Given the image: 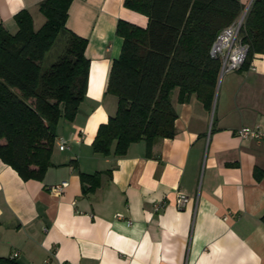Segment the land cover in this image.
<instances>
[{
    "label": "crops",
    "instance_id": "crops-1",
    "mask_svg": "<svg viewBox=\"0 0 264 264\" xmlns=\"http://www.w3.org/2000/svg\"><path fill=\"white\" fill-rule=\"evenodd\" d=\"M41 1L0 0V26L15 33L14 15L26 10L39 29ZM67 14L65 28L87 40L86 93L74 119L58 121L41 179L23 180L0 159V264H264V139L235 134L264 125V54L218 77L211 109L195 94L178 102L173 89L175 134L154 140L149 155L141 140L103 156L91 142L116 110L105 91L122 44L116 24L145 27L147 17L123 0H72ZM95 172L83 191L79 174ZM178 193L188 197L181 208Z\"/></svg>",
    "mask_w": 264,
    "mask_h": 264
},
{
    "label": "trees",
    "instance_id": "trees-1",
    "mask_svg": "<svg viewBox=\"0 0 264 264\" xmlns=\"http://www.w3.org/2000/svg\"><path fill=\"white\" fill-rule=\"evenodd\" d=\"M72 0H43L45 22L34 30L26 10L14 15L17 31L0 26V159L23 180L41 179L51 166L55 128L72 121L88 81L87 44L65 28ZM123 6L147 17L145 27L119 19V56L111 62L106 92L116 97L115 113L99 124L93 152L121 156L143 140L149 155L154 140L175 134L177 117L171 102L191 94L211 109L220 62L209 55L217 33L242 12L239 0H123ZM66 45L47 68L41 61L59 33ZM247 44L246 69L255 54H264V0H252L240 28ZM3 140V142H1ZM99 172L80 173L92 189ZM264 223V213L260 217ZM2 260L0 259V262Z\"/></svg>",
    "mask_w": 264,
    "mask_h": 264
},
{
    "label": "built area",
    "instance_id": "built-area-1",
    "mask_svg": "<svg viewBox=\"0 0 264 264\" xmlns=\"http://www.w3.org/2000/svg\"><path fill=\"white\" fill-rule=\"evenodd\" d=\"M244 16L245 13H241L230 24L223 27L217 33L215 39L211 43L209 55L213 58H217L220 62L219 76L228 71L240 69L246 59L248 46L242 42L240 37V28L243 23ZM235 134L240 139H252L260 141L264 139V125L242 126L235 130ZM58 144L59 150L67 148V140L62 137L58 139ZM66 185L67 182L62 181L59 184L51 185V188L60 191ZM187 201V196L178 193L176 197V204L178 208L183 207ZM163 205V201L155 202L153 203V210L156 212L161 207H163ZM16 255L17 253L14 252L13 256ZM42 264H48V260L45 259Z\"/></svg>",
    "mask_w": 264,
    "mask_h": 264
},
{
    "label": "rangeland",
    "instance_id": "rangeland-1",
    "mask_svg": "<svg viewBox=\"0 0 264 264\" xmlns=\"http://www.w3.org/2000/svg\"><path fill=\"white\" fill-rule=\"evenodd\" d=\"M245 6H246V4H245ZM243 10H244V8H243ZM243 10H242V12H243ZM65 40H66V35L63 34L62 32L59 33L57 38L55 39L54 43L52 44V46L44 54V57L41 61L42 68H47L48 66H50L53 62L56 61V59L59 57V55L62 54V52L65 48V45H66ZM1 142H3V140H1Z\"/></svg>",
    "mask_w": 264,
    "mask_h": 264
},
{
    "label": "water",
    "instance_id": "water-1",
    "mask_svg": "<svg viewBox=\"0 0 264 264\" xmlns=\"http://www.w3.org/2000/svg\"><path fill=\"white\" fill-rule=\"evenodd\" d=\"M251 1H252V0H250V1H249L248 5H247V6L244 8V10H243V12H242V13H246V11H247V9H248V7H249V5H250Z\"/></svg>",
    "mask_w": 264,
    "mask_h": 264
}]
</instances>
